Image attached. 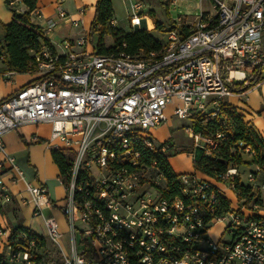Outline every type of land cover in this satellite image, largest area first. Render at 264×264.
Returning a JSON list of instances; mask_svg holds the SVG:
<instances>
[{"label": "built area", "instance_id": "obj_1", "mask_svg": "<svg viewBox=\"0 0 264 264\" xmlns=\"http://www.w3.org/2000/svg\"><path fill=\"white\" fill-rule=\"evenodd\" d=\"M65 1L54 0L53 17L38 7L29 13L41 22L50 46L35 54L28 74L37 81L0 103V209L13 202L6 183L23 182L27 197L21 203L32 206L45 237L59 246L57 221L43 216L52 206L46 186L25 180L3 143L5 133L22 125L48 124L46 148L72 155L66 176L59 177L69 235V254L61 264H264V166L245 173L246 196L236 188L241 173L234 166L222 183L179 174L178 196H172L164 194L168 187L150 159L155 150L165 152L150 133L166 120L165 109L173 101L172 114L190 121L185 129L193 146L209 154L226 140L224 131L203 138L192 120L208 110L212 118L221 115L219 103L235 95V86L248 87L257 78L255 87L264 82V0H206L208 8L189 21L180 16L172 21L161 51L136 56L96 53L81 18L85 8L73 17ZM160 1L170 6L177 0ZM7 3L17 13L27 11L18 0ZM146 7L141 0H128L129 28L152 20ZM65 18L77 31L53 45L49 36ZM109 24L118 22L111 18ZM1 49L0 42V60ZM15 75L0 72L5 82ZM31 139L41 141L36 135ZM240 147L253 154L241 142L231 152ZM221 186L233 191L236 207ZM223 197L230 200L227 207ZM216 223L223 227L221 237L226 234L214 241L210 230ZM33 246L26 235L10 233L0 257L6 251L10 264H33ZM87 251L91 258L84 257Z\"/></svg>", "mask_w": 264, "mask_h": 264}, {"label": "trees", "instance_id": "obj_2", "mask_svg": "<svg viewBox=\"0 0 264 264\" xmlns=\"http://www.w3.org/2000/svg\"><path fill=\"white\" fill-rule=\"evenodd\" d=\"M18 2L27 9L23 14L15 12L7 3V7L13 12L11 22L4 26L5 36L2 40L1 52L4 55L0 60V72L5 70L14 71L16 74H28L31 72L34 63L36 52L42 45L50 46L40 30V27L33 23L30 17V12L36 7L35 0H18ZM153 13V10H150ZM149 11V12H150ZM153 16V15H152ZM113 17V8L111 0H96L94 5V16L90 23L89 34L93 43L94 51L98 54L106 55L111 53L122 52L130 56H136L150 51H161L163 42L161 39H156L153 32L158 35H164L169 29L166 28L163 22L158 21L153 17L155 28L152 31L145 29L124 31L118 27H111L109 21ZM171 27L172 23H171ZM149 30V29H148ZM110 33L113 44L105 48L103 38ZM96 43H94V35ZM260 78H257L248 87L240 85L233 89L234 94H244L251 88L255 87ZM34 79L27 84L29 86L36 82ZM4 99L0 100L2 103ZM222 114L214 118L211 117V110L205 114L194 116L192 120V128L195 133H201L203 138L215 134L217 131L227 132L226 140L222 141L218 147L209 154L205 152L203 146H193V150H188L193 155V169L202 174L203 180L215 183H222V176L229 166L237 167L238 170L250 169L251 167L264 166V138L247 122H244L242 116L228 104L220 101L219 103ZM243 143L245 146H250L253 154L245 152L243 147L236 148L231 152L237 143ZM165 152L160 153L155 150L150 154V159L156 162V167L163 176V179L168 187V192L165 195L178 196L179 191V175L175 174L168 163L167 159L177 153L171 151L170 144H162ZM51 158L53 163L59 170V177L64 178L68 172L69 161L67 155L60 150H52ZM251 171V170H249ZM236 188L241 189L243 196L249 192L247 184H244L237 179ZM230 200L222 199L225 207L228 206ZM26 235L28 240L34 242L31 251V261L33 264H61V255L53 245L47 241L44 236H39L19 225L11 232ZM54 249V250H53ZM90 252H85V258H91ZM0 264H10L6 257H0Z\"/></svg>", "mask_w": 264, "mask_h": 264}, {"label": "crops", "instance_id": "obj_3", "mask_svg": "<svg viewBox=\"0 0 264 264\" xmlns=\"http://www.w3.org/2000/svg\"><path fill=\"white\" fill-rule=\"evenodd\" d=\"M7 0H0V42H2L5 36L4 26L9 24L12 19L13 12L7 7ZM69 4L64 8L67 13L71 16L76 17V5H74V0H66ZM65 1V2H66ZM36 7L42 10V13L46 17H53L55 15V3L54 0H35ZM63 3V7L64 4ZM96 2V0H95ZM95 5V3H94ZM85 13V12H84ZM94 16L90 18V20L86 23L83 20V26L85 28L90 27V23ZM33 23L36 25H40L41 22L32 19ZM152 21V20H151ZM129 28V25H128ZM66 29H74L71 26L68 18L62 19L58 21L55 32L49 36L51 44L55 45L54 39H57L58 43L61 39L66 37H73L74 34L67 35L64 33ZM58 35V37H56ZM53 40V41H52ZM1 68V65H0ZM22 74H16L12 81L18 76ZM29 77L26 79H18L17 81L11 83L10 85H6V83L0 77V100L5 99L20 87L24 86L28 82L34 79L33 76L27 74ZM11 81V82H12ZM248 101L249 98H256V107L253 109L252 105L248 103H243L241 100L244 98ZM223 103L228 104L230 107L236 110L238 114H240L244 120V122L249 123L260 135L264 138V119L256 116V112L258 114L264 116V82H262L259 86L251 88L244 94H235L229 97H226L222 100ZM262 121V124L259 122ZM258 123L259 129L256 127V123ZM48 124H25L18 127L15 130H11L3 135V143L5 145L6 151L13 156L16 165L23 171L25 180L34 182L37 184H43L46 186L49 198L52 202V206L49 208L43 209L44 217H51L55 219L59 225V228L62 232V237L59 241V246L51 243L46 237L44 233L43 221L41 217H34L32 215V206L28 204H22L20 199L23 197H27L26 192L24 191L23 182L17 181L16 183L7 182L5 178L4 181L7 183V187L11 194L13 195V202L6 207L0 209V229L4 232L3 235L0 236V246L3 247L8 234H10L14 228L19 225L23 226L26 229H30L32 232L36 233L39 236H44L49 243L53 245L54 248L60 253L61 259L63 255L69 254V235H68V226L67 220L65 216L62 214L60 207L63 205L64 201V191L62 186L59 183V170L57 166L53 163L51 158L50 149L46 148L45 142L48 138H44L36 134L34 127H39ZM190 125V121L186 126ZM49 126V125H48ZM185 126V127H186ZM50 133V126H49ZM33 135H36L41 141L35 142L31 139ZM189 136V134L187 133ZM50 136V134H49ZM190 137V136H189ZM180 140V139H179ZM190 143L192 145V141L190 138ZM155 144V143H154ZM162 144H170V142H161L156 146H160ZM177 145V142L175 143ZM175 144H170L174 146ZM171 146V151L174 152ZM186 151L178 152L177 154L168 157L167 161L170 164L173 172L177 175L187 173H195L199 176V178L203 179L202 174L196 172L193 169V155L188 151V147L185 149ZM70 152V151H69ZM173 157L181 158V160L185 161L187 166L184 167V170L180 172L174 171L171 161ZM177 158V159H178ZM51 168L55 170V176L51 175ZM253 167H251L252 169ZM242 179V177H241ZM212 183H215L212 181ZM244 184H247L244 181ZM231 200V199H230ZM47 213V215L45 214ZM7 252L3 251V256L6 257ZM62 262V261H61Z\"/></svg>", "mask_w": 264, "mask_h": 264}, {"label": "rangeland", "instance_id": "obj_4", "mask_svg": "<svg viewBox=\"0 0 264 264\" xmlns=\"http://www.w3.org/2000/svg\"><path fill=\"white\" fill-rule=\"evenodd\" d=\"M141 1L147 6L146 10L148 11L149 16L151 17L153 23L148 17L145 19L136 21L134 23L135 30L149 29V31H152L155 28L153 17L156 18L158 21L163 22L166 28H169L171 26L172 21L176 20L179 16L182 17L183 20L189 21L191 18H193L195 15L198 14V12L200 11V8H208V3L206 0H177L175 4H171L170 6H167L165 3H161L160 0H141ZM94 3H95V0H74V5H76L75 7L76 10L83 8V7L85 8V13L82 16L86 23L90 20V18L93 15ZM68 4L69 2L66 1L64 4V8ZM111 4L113 8V17L118 22L117 24L118 29H122L124 31L128 30L129 24H128L127 11H126L128 0H111ZM150 10H153V13H151ZM76 31H77L76 29L75 30L66 29L64 33H66L67 35H70V34L72 35V34H75ZM153 36L156 39H161L162 42L164 41L163 39L164 35L163 36L158 35L156 32H153ZM56 37H58V35ZM96 37L97 35L95 34L94 43H96ZM56 42H57V39H54L53 43H55V45H56ZM112 44H113L112 36L110 35V33H108L103 38V45L105 48H108ZM28 77L29 76L27 74L18 75L14 79V81L8 82L6 83V85H10L11 83L17 81L18 79H26ZM241 101L243 103L246 102L249 105H252L253 109H255L256 107V102H257L256 98L250 97L249 100L247 101L244 97L242 98ZM176 103H177L176 101H173L171 104H169L166 107L165 109L166 120L151 130V133H150L151 139L156 145L163 141L170 142V144H175L177 142V145L175 144L174 146H172V149L174 150L175 153L186 151L185 149L187 147H188V150L192 151L193 147L191 146V143H190V137L187 135V131L185 129V126L188 124V120H181L172 114V108L174 105H176ZM258 112L259 111L256 112V116L264 119V116L258 114ZM259 122L262 124V121L259 120ZM255 123H256L255 124L256 127L259 129L258 123L257 122ZM34 128H35L36 134L49 139L50 133H49L48 125H43V126L34 127ZM54 143H57V142H54ZM63 153L67 155L68 161L72 159V155L69 151L65 150L63 151ZM177 158L178 157H173L171 164H172L174 171L180 172L184 170V167H186L187 164L184 160L182 161L181 158H178V159ZM249 170H253V168L239 170L241 173L240 175L242 177V179H240L242 183H244L245 181V173H247ZM51 175L53 177L55 176V170L52 168H51ZM221 188H223L226 196L232 200V206L236 207V202L234 199L233 191L228 188H224V186H221ZM45 214L47 215V213ZM222 232H223V227H221V224L216 223L212 226L210 230V237L212 238V240L217 241L225 236L226 233L224 234L223 237H221Z\"/></svg>", "mask_w": 264, "mask_h": 264}]
</instances>
